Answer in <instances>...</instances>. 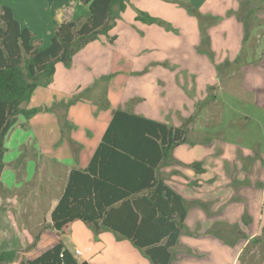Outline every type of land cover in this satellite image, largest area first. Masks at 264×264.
I'll list each match as a JSON object with an SVG mask.
<instances>
[{"label":"crops","instance_id":"1","mask_svg":"<svg viewBox=\"0 0 264 264\" xmlns=\"http://www.w3.org/2000/svg\"><path fill=\"white\" fill-rule=\"evenodd\" d=\"M174 1L154 0L156 7L147 4L145 8L139 2L134 4L138 6L137 12H147L163 20L168 28L182 31L180 22L175 19L170 24L167 22L166 13L170 5L174 11L182 10L179 5H190L186 1L178 4ZM240 1L197 0L193 4L195 8H188L195 15L219 20L215 24L205 25L207 21L200 24L196 15L198 22L192 25L190 38L194 51L203 37L201 29L209 36L207 44L217 57L215 62L224 59L236 62L247 41L250 48L264 46L260 38H245V24L236 16ZM55 11L57 26L62 21L84 16L87 7L80 0L77 4L69 0L59 3ZM122 15L110 33L120 25L125 27L124 36L132 37L137 43L152 44L155 48L163 42L166 26L135 19L121 25ZM18 21L35 35L27 22ZM53 30L44 32L47 39H51ZM120 38L117 33L113 37L108 33L101 35L76 52L69 66L56 63L51 80L46 84L41 82L22 104L25 109L38 111L29 116L20 114L4 138V167L0 175V247L3 249L12 247L17 249L16 255L21 254L45 227L36 244L26 249L28 253H38L40 247L41 254L62 237L66 247L89 264H152L129 240L111 230L102 229L94 235L79 219L68 223L60 232L50 225L51 212L63 193L69 172L86 168L116 110L177 127L172 120L163 121L160 111H186L194 108L198 98V102L202 101L203 82L198 79L203 73L192 74L193 100H188L186 92L181 91L186 89L182 87L181 73H174L172 79L165 74L154 76L144 88L134 90L130 79L139 76V63L133 61L139 55L124 56L123 51L129 50L121 46ZM123 58L130 61L129 68L123 67ZM150 58L155 62L153 56ZM214 67L209 61L210 73H214ZM123 69L130 70L125 73L129 74L126 78L118 72ZM239 71L247 74L245 79L250 73L260 76L263 67L244 63ZM170 90L176 93L171 101L167 99ZM154 95L159 101L153 102ZM211 101L214 107L219 105L218 92H214ZM255 104L263 107L262 100H256ZM212 123L218 124L216 120ZM206 141L209 140L205 135L187 132L186 142L175 146L156 169L157 176L183 198L187 211L178 240L171 249L170 264H264V167L257 171L249 159H244L251 151L234 145L240 138L232 143L219 139ZM232 148L240 149L245 155L235 158ZM248 246H252L250 250Z\"/></svg>","mask_w":264,"mask_h":264},{"label":"trees","instance_id":"2","mask_svg":"<svg viewBox=\"0 0 264 264\" xmlns=\"http://www.w3.org/2000/svg\"><path fill=\"white\" fill-rule=\"evenodd\" d=\"M80 1L87 7L86 14L62 21L44 47H39L35 35L21 26L12 7L0 5V175L6 134L20 114L29 116L38 111L25 109L22 104L41 82L51 80L56 63L69 66L76 52L106 35L128 4V0ZM135 19L168 28L163 20L144 11L139 10ZM202 38L203 44L209 42L205 32ZM187 132L116 110L86 168L69 172L51 212V227L60 232L79 219L94 235L105 229L129 240L152 264H170L171 249L187 211L183 198L157 176L156 169L175 146L186 141ZM15 256V250L0 251V263H9ZM19 264L89 263L79 259L60 237L49 249Z\"/></svg>","mask_w":264,"mask_h":264},{"label":"rangeland","instance_id":"3","mask_svg":"<svg viewBox=\"0 0 264 264\" xmlns=\"http://www.w3.org/2000/svg\"><path fill=\"white\" fill-rule=\"evenodd\" d=\"M72 1L74 3L76 2V4L79 3V0ZM184 1H186V4L195 8L193 4H196L195 1L197 0H176L174 2L178 4L184 3ZM248 1L249 0L240 1L241 5L238 11H236V16L245 24L246 39L255 37V39L260 38L259 40L264 42V1ZM64 2H69V0H0V5L12 7L17 18L22 22H27L28 25L33 28L35 32L34 37L38 39L39 42L38 46L44 47L50 39V37L47 39L45 35L46 31L48 29L55 30L56 28L55 8L59 3L62 4ZM135 2L141 3L143 8L147 7V4H150V7L157 6L154 0H132L131 3L127 4V9L123 15L121 14L123 17V20L120 22L121 25L134 21L135 18H133V14H137L136 8H138V6L134 4ZM190 6L179 5L182 10L174 11V6L170 5L171 8L166 13V16L169 17L167 19L170 21L167 20V22L170 24V22L175 19L182 25V31L165 27L164 29L167 31L164 36L165 38H163V42L156 45L157 47L155 48H153L152 44L137 43L132 41V37L124 36L123 30L125 27H121L120 25L116 29H113L111 33L109 30L108 34L110 37L115 36V33L121 36V46L129 50V52L123 51L125 53H122L124 56L131 53V55H135V53L139 55L133 58V61L139 63L140 69V72L137 73L139 76H134L130 79V84L134 90L144 88L147 80L152 79L154 76L161 77V74H165L166 77L172 79L174 73H181L183 78L187 77V80L182 78V87L186 86V89L181 88V91L183 93L186 92L185 97L188 100H193L194 84L192 74L203 73L201 78L198 79V82H203L201 89L202 101L198 102V98L196 104H193L194 108H188L186 111L179 112L174 109L160 111V114L163 116L162 120L165 122L174 121L177 127L179 126L180 128L188 130L189 134L198 133L200 135H205L207 140H209L206 141L208 143L213 139H219L220 141L225 140L232 143L236 138H240V141H238V143L235 141L234 145L249 149L251 151L248 153L249 157L244 159H249L250 163L257 171H262L264 167L262 163V159H264V46H254L250 48L248 45L249 41H247V43L242 46V53L239 58L236 59V62L233 63L227 59L221 62H215L217 57L214 51L210 49L207 43V45L203 44L204 38H202L197 47V49L200 50L196 49V51L204 55H199V53L194 51L193 43L190 39L193 35L192 25H195L197 21V16L193 12L187 11ZM161 8L159 7V9ZM183 8L186 13L183 11ZM199 19L200 24L207 21V23H204L205 25L212 24L214 21H219L211 16L205 15H199ZM225 29L228 31L227 26ZM201 31L207 33L206 30L201 29ZM227 34H229V32ZM233 43L234 41H232V44ZM151 56L154 57L155 62H152ZM123 60L125 61L123 67L129 68L131 66L130 61L125 58H123ZM209 61L215 66L214 73H210L208 70ZM244 63L262 66L263 73H260V76L250 73L248 74L250 76L244 79L247 74L239 71V66H242ZM94 70L95 68L92 69V71ZM118 72L124 74L126 78L129 74L125 73H130V70L123 69ZM240 73H242V75ZM230 74L233 75L231 76ZM212 77H214V79L216 77L218 81L213 80ZM172 92L173 91L170 90V93L167 94V99L170 101L173 100L176 94ZM214 92H218L219 104L215 107L211 103ZM256 100H262L263 107L256 106ZM144 101L145 100L141 102ZM156 101H159V99L157 95H154L153 102ZM213 120H216L218 124H213ZM201 121H203V125L200 124ZM228 148L230 149L231 147L229 146ZM234 151V157H238L237 159L245 155L240 149L239 151L234 149ZM13 205L17 206L16 203ZM29 246L30 247L27 245L24 250L21 248V254H17L9 264H19L23 259H32L39 255L41 252L40 247L38 248V253H28L26 249L31 248V245ZM251 247L252 246H248V250H250ZM3 250L16 251L17 249L12 247L3 249V247H0V251ZM253 261L256 262L255 259H253Z\"/></svg>","mask_w":264,"mask_h":264}]
</instances>
